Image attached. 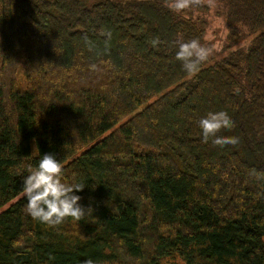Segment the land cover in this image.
<instances>
[{"label": "trees", "instance_id": "1", "mask_svg": "<svg viewBox=\"0 0 264 264\" xmlns=\"http://www.w3.org/2000/svg\"><path fill=\"white\" fill-rule=\"evenodd\" d=\"M217 1L227 52L189 74L206 21L171 0H0V264H264V0ZM218 111L238 143L203 142ZM45 153L83 219L26 212Z\"/></svg>", "mask_w": 264, "mask_h": 264}, {"label": "clouds", "instance_id": "2", "mask_svg": "<svg viewBox=\"0 0 264 264\" xmlns=\"http://www.w3.org/2000/svg\"><path fill=\"white\" fill-rule=\"evenodd\" d=\"M202 0H171L167 7L175 12L199 5ZM104 33H102L103 35ZM111 37V33H107ZM210 55V50L197 40L181 43L177 52V59L183 62L184 69L193 74L199 64ZM233 122L225 111L209 112L201 118L199 127L202 131L203 142L207 143L210 137H214L216 145L236 144L235 137H220L216 134L221 129H231ZM63 165L52 153H45L35 168L29 169V174L22 181V195L26 198V212L34 219L50 227L62 224L66 218L81 220L91 211L84 208L79 202L82 199L76 192L83 191L84 185L79 183L67 184L62 180ZM252 175L257 178L264 177V173ZM82 264H94L92 259H85Z\"/></svg>", "mask_w": 264, "mask_h": 264}, {"label": "rangeland", "instance_id": "3", "mask_svg": "<svg viewBox=\"0 0 264 264\" xmlns=\"http://www.w3.org/2000/svg\"><path fill=\"white\" fill-rule=\"evenodd\" d=\"M207 7L198 9L196 6L185 9L192 11L194 16H199L206 21L205 47L210 50V55L219 57L227 52L229 30L224 19V8L217 0H202Z\"/></svg>", "mask_w": 264, "mask_h": 264}]
</instances>
